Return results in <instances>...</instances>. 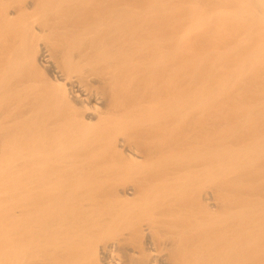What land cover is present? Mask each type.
<instances>
[{"label": "bare ground", "instance_id": "obj_1", "mask_svg": "<svg viewBox=\"0 0 264 264\" xmlns=\"http://www.w3.org/2000/svg\"><path fill=\"white\" fill-rule=\"evenodd\" d=\"M0 264H264V0H0Z\"/></svg>", "mask_w": 264, "mask_h": 264}]
</instances>
